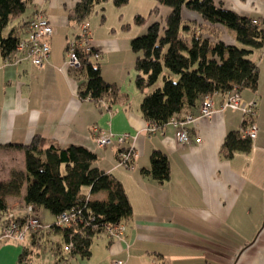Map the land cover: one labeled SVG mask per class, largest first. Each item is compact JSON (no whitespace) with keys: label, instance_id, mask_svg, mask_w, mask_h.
<instances>
[{"label":"crops","instance_id":"0c3cea01","mask_svg":"<svg viewBox=\"0 0 264 264\" xmlns=\"http://www.w3.org/2000/svg\"><path fill=\"white\" fill-rule=\"evenodd\" d=\"M218 1L242 16L261 19L264 26V0ZM104 5L96 9L95 17L80 24L81 0H33L23 18L7 28L6 35L17 27L25 38L26 25L41 14L56 34L50 42V60L43 67L28 61L13 63L17 53L8 63L0 55V183H17L23 197L26 194L25 151L15 145H28L42 136L63 146H84L98 155L97 167L124 186L133 210L124 221L126 234L121 239L99 235L89 258L77 256L62 262L50 245L43 253L37 249L21 261L32 237L26 243L0 241V264H109L113 259L126 264H264V49L250 56L260 69L258 90L241 93L244 104L258 101L253 149L225 159L221 154L225 138L242 129L244 115L240 110L224 109L221 94L213 96V119L199 118L189 127L194 143L179 145L172 125L148 133L150 123L141 111L145 93L136 85L137 54L132 50V41L145 34L146 27L135 29L136 14L129 16L128 9L125 15L114 14L116 21L111 24L105 16L100 19ZM169 13V8L161 7L162 21ZM184 13L190 19L197 17ZM86 22L90 44L100 54L95 63L101 77L121 89L112 111L107 110V103L100 107L80 98V85L87 78L80 80L78 71L67 65L69 43ZM202 27L196 33L236 42L234 31L214 26L216 32L210 33L204 31L209 26ZM189 33L194 35L195 30ZM198 113L199 108L186 109L180 115ZM94 126L131 136L127 146L134 147V168L119 165L122 147L116 143L98 147L92 135ZM196 138L201 143H195ZM154 151L165 154L170 162L171 177L163 184L144 173L151 168ZM8 202L17 217L27 215L23 198L10 197Z\"/></svg>","mask_w":264,"mask_h":264},{"label":"trees","instance_id":"16d2710c","mask_svg":"<svg viewBox=\"0 0 264 264\" xmlns=\"http://www.w3.org/2000/svg\"><path fill=\"white\" fill-rule=\"evenodd\" d=\"M32 1L0 0V55L5 61L16 52L23 39L17 27H13L8 35L5 32L12 22L23 18ZM109 1L118 9L130 2L81 0L83 16L78 22H84L98 7ZM155 1L157 7L152 11L155 14L160 13V6L171 11L163 21L153 23L145 34L135 38L132 50L137 54L136 85L145 93L141 111L158 132L163 131L170 120L179 117L184 110L200 108L207 97L213 99L216 94H221L226 100L232 92L241 94L247 89L258 90L260 69L250 56L264 49L261 19L242 16L225 8L218 0ZM185 9L197 14V17L185 18ZM145 22L142 16L135 17V25L142 26ZM204 25H223L227 30L234 31L237 43H227L220 37L200 32ZM197 27L200 28L199 33H196ZM194 30V35L187 34ZM84 40L85 37H79V43ZM92 51L87 52L80 46L76 50L81 63L77 69L78 77L80 80L84 76L87 78L80 85L79 96L100 107L107 103V110L112 111L121 97V89L101 77L94 58L97 52ZM175 76L179 77L177 81ZM160 80L163 85L148 93ZM249 126L250 122L244 121L241 130L226 136L221 148L225 159L252 151L254 140L245 135ZM15 146L25 151L27 191L23 197L19 184L0 183L1 231L9 223L8 216L12 212L8 202L10 197L23 198L26 209L32 207V215L43 227L33 235L32 245L25 248L21 261L37 249H45L43 238L54 234L61 236L62 243L51 241L49 245L61 262L77 256L89 258L95 237L107 235L106 228L123 223L132 216V205L124 186L112 174L97 167L98 155L90 149L81 145H59L42 136L34 137L28 145ZM144 173L160 184L165 183L171 177L168 157L154 151L151 168ZM41 208L55 216L56 222L45 226L38 215ZM63 214H75L72 226L60 223L59 217ZM26 217L16 216L18 220Z\"/></svg>","mask_w":264,"mask_h":264},{"label":"built area","instance_id":"2783aa9c","mask_svg":"<svg viewBox=\"0 0 264 264\" xmlns=\"http://www.w3.org/2000/svg\"><path fill=\"white\" fill-rule=\"evenodd\" d=\"M257 23V21H254ZM90 24L86 22L82 26V32L80 35L71 40L68 47V60L67 65L74 69L81 67L80 59L76 53L78 46L84 47L87 52H93L94 50L90 44ZM27 36L23 38L17 48L16 52L18 57L15 58L13 63L19 64L24 61H28L36 67H43L46 65L51 57V39L56 34V29L50 22L38 14L27 25ZM79 37H85L83 43H79ZM94 58L98 60L100 58L99 53H94ZM10 60V59H9ZM9 60L6 63L10 62ZM12 62V61H11ZM224 109L240 110L244 115V121L250 122V126L245 132V135L255 140L258 133V128L254 123L256 111L258 108V101L254 100L250 103H242L241 94L238 92H232L225 100ZM215 115L214 104L212 97H207L202 102L198 115L186 114L179 117H173L168 125H172L176 130V141L179 145L186 146L194 143V139L190 133V126L196 122L199 118L213 119ZM148 133L158 132L155 125L149 124L147 128ZM92 135L100 148H105L113 143H116L122 147L119 156L118 163L120 166L132 169L134 168L135 151L133 146H127L131 136L129 134L116 135L113 132L103 130L98 126L92 127ZM200 138L195 139V143H201ZM32 207L27 208V217L23 220H18L13 212L9 213V223L5 226L0 234V241H16L24 243L28 240L29 236L39 233L42 229L38 218L32 215ZM75 214H63L59 217V221L67 226L73 225ZM127 226L125 222L110 226L106 228V234L109 237L121 239L125 236ZM72 244L70 248H72ZM109 264H126L122 259H113Z\"/></svg>","mask_w":264,"mask_h":264},{"label":"rangeland","instance_id":"374dc122","mask_svg":"<svg viewBox=\"0 0 264 264\" xmlns=\"http://www.w3.org/2000/svg\"><path fill=\"white\" fill-rule=\"evenodd\" d=\"M110 3V4H109ZM109 4V5H108ZM157 4V2L155 1V0H130V2H129V4L127 5V6H125V7H123V8H125L123 11H119L118 10V8H116L115 6H114V4H113V2L112 1H109L108 3H106L105 5H104V7L103 8H105V12H102V13H98L99 14V17H100V19L102 18L103 19V17L105 16V17H107L108 18V21L110 22V24H111V22H113L114 20L116 21V16L118 15V14H123L124 13V15H125V12H126V10L128 9V11L127 12H129V16H132V12L133 13H135L136 15L135 16H137L138 14H139V12H140V14L139 15H141L145 20H146V22H145V24L144 25H142V26H137V27H135L134 26V28L135 29H141V27H143V26H145L146 27V32H147V30H148V28H149V26L150 25H152L153 23H155V22H161L162 21V19H161V17H162V14H155L154 12H152L153 11V9L155 8V5ZM161 7H165V6H160V9H161ZM168 8V7H167ZM170 9V8H169ZM171 11V10H170ZM184 12H189V11H187V9H185L184 10ZM95 13H96V11L91 15V17H95L96 15H95ZM191 13V12H190ZM116 16H115V15ZM185 14V13H184ZM189 15V14H188ZM188 15H184V17L185 18H188ZM197 15V14H196ZM134 16V17H135ZM165 17H166V15H165ZM164 17V18H165ZM125 18H127V17H125ZM17 22H19V20H16V21H14V22H12V23H17ZM11 25V24H10ZM217 27H221V28H223V29H225V30H227L223 25H217ZM203 28V27H202ZM202 30V29H201ZM206 30V32H216V30H214V28H212V27H206V28H204V31ZM5 34H7V32H5ZM190 37V36H189ZM190 39V38H189ZM226 40L229 42V43H232V41L230 40V38L229 37H227L226 38ZM235 43H237V42H235ZM251 59H253L252 57H251ZM179 79V77H174V80L175 81H177ZM163 85V82H162V80H160L159 82H158V84H157V86H162ZM39 214H40V216L42 217V222H43V224L45 225V226H49L50 224H53L54 222H56V217L55 216H53L48 210H45V209H43V208H41L40 210H39ZM7 226V225H6ZM1 227V226H0ZM31 237H33V235L32 236H29V238H31ZM28 238V239H29ZM43 244L44 245H46V246H44L45 247V249H47L48 250V245H49V243L51 242V241H53V242H57V243H62V238H61V236L60 235H58V234H54V235H50V236H48V235H46V237L45 238H43ZM27 241H25L24 243H26ZM44 252V249H42V253Z\"/></svg>","mask_w":264,"mask_h":264}]
</instances>
